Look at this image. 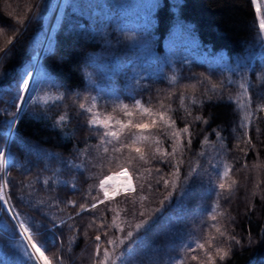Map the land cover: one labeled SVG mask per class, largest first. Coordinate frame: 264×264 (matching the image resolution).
Listing matches in <instances>:
<instances>
[{"label": "trees", "instance_id": "trees-1", "mask_svg": "<svg viewBox=\"0 0 264 264\" xmlns=\"http://www.w3.org/2000/svg\"><path fill=\"white\" fill-rule=\"evenodd\" d=\"M259 3L264 14L263 0ZM50 5L51 0H0V48H6V52L0 53V150L5 149L9 136L6 120L14 118L15 105L19 103L17 83L31 64ZM147 24H150V45L137 48L121 39ZM9 38H14L11 45L7 44ZM167 61L171 63L165 65ZM40 63L42 77L56 81L61 87L41 84L21 113L9 142L8 154L12 160L7 179L11 202L22 218L26 215L38 225L46 226L39 228L37 238L44 242L42 250L53 259V264L57 255L63 257L64 264H93L91 238L96 230L88 225L94 215L103 213L106 223L110 224L115 211H120L123 218L124 210L131 208L122 197L117 198L119 203L113 201L107 206L113 212H108L106 205H100L93 212L76 216L77 208L64 203L58 208L52 206L56 198L85 203L89 185L98 183V179L93 180L97 172L91 166L80 169L68 163H81L77 147L95 151L99 143V137L85 126L87 118L77 115L78 104L84 97L116 93L125 103H130L125 91L136 72L144 76V82L153 91L168 87L158 79L163 67L169 75L173 69L181 73L184 78L179 83L188 85L185 95L199 98L209 82L201 85L190 77L205 73L212 83L226 78L236 80L238 76L231 69L247 65L255 85L249 89L252 103H260L264 98V84L257 80V74L264 69V40L252 0H66L52 51ZM100 73L105 75L101 77ZM225 94L231 95L233 101L213 99L202 105L199 102L191 105L192 116L202 115L208 123H192L189 152V156L195 153L203 135L215 140L213 130H219L224 138L227 151L221 160L232 169L228 183H236L230 197L220 200L217 211L223 215L215 222L209 218L215 200L213 191L200 180H191L183 197L177 196L158 214L147 239L135 250L138 260L168 264L170 256L182 254L194 242L205 243L208 249L211 241L209 250L217 246L230 250L226 260H217L216 264H264V119L260 118L264 113L251 117L250 123L245 112L248 95L235 86L229 87ZM137 95L147 97L149 93ZM171 104L177 128L191 122L183 119L185 108L177 97H173ZM61 114L69 116V123L57 127L55 121ZM241 124L245 127L241 128ZM245 131L251 136V146L243 143L247 139ZM169 143L165 140L164 146ZM156 166L168 171L165 165ZM45 168L48 171H42ZM57 170L59 179L67 181L66 185L53 187L55 181H52L45 187L37 180V173L42 180ZM209 171L212 179L220 182L216 171L212 168ZM133 181L134 184L144 182L143 179L135 182L134 177ZM72 183L79 191H73ZM28 193H31L28 198L33 201L32 206L17 199ZM40 201L50 206L41 205ZM152 206H159L158 198ZM139 210L137 207L136 211ZM70 216L75 219H69ZM52 218L57 225L67 220L80 229L79 233L69 231L67 226L50 231ZM127 218L131 220L130 216ZM99 223L97 220L96 224ZM214 224L222 230L226 227L240 243L219 236ZM14 232V222L0 209V264H23L18 251L19 237H14ZM192 254L203 257L200 250ZM186 260L187 264H197L190 258Z\"/></svg>", "mask_w": 264, "mask_h": 264}, {"label": "snow or ice", "instance_id": "snow-or-ice-1", "mask_svg": "<svg viewBox=\"0 0 264 264\" xmlns=\"http://www.w3.org/2000/svg\"><path fill=\"white\" fill-rule=\"evenodd\" d=\"M252 3L256 5L259 30L264 32V14L261 13L259 0H252ZM149 29L150 24H147V26L129 35L122 36L121 39L128 42L129 46L137 48L143 47L145 44L150 45ZM13 39L9 38L7 44L11 45ZM4 52H6V48H0V53ZM170 63V61H167L165 65ZM231 71L238 76V79L226 78L225 81L212 83L211 77L206 76L205 73L190 77L201 85L205 81L209 82V86L203 88L202 95L199 98L195 95H185L188 85L179 83L184 78L181 73L173 69L171 75H169L161 67V75L158 79L163 80L168 85L167 88H156L153 91L152 86L144 82V76L136 72L125 91V97L130 103H125L120 95L113 93L111 95L84 97L83 102L78 104L80 111L77 115L87 118L85 126L99 137V143L96 145L95 151L91 148L81 149L77 147L78 159L82 158L81 163L75 164L69 161V165L80 169H87L89 166L96 169L98 166L101 173L110 165H118L125 172L131 166L133 173L127 176L126 181L120 187L109 184L108 177L97 173L93 180L98 179V183L89 185L87 194L84 197L85 203L77 204L74 200L61 201L56 198L52 205L58 208L61 203H64L66 206L77 208L76 216H79L82 212H93L100 205H106V210L113 212L114 210L107 206L113 201L119 203L120 201L117 198L120 197L123 198L124 203L131 205L130 209L124 210L125 216L123 218H121L120 211H115L110 224L106 223L103 213L94 215L92 223L88 225L89 228L95 227L96 230V234L91 238L94 242L93 264H130V262L132 264H156L155 261L138 260L135 250L138 245L147 239L149 230L165 205L170 204L177 196L182 198L193 179L200 180L202 184H206L213 191L215 200L209 218L215 222L218 216L223 215V213L217 211L220 200L221 198L227 199L230 197L236 182L228 183V177L232 169L227 163H223V171L221 172L218 170V165L214 164L213 161L220 160L222 155H226V144L220 131L213 130L212 135L219 139L220 143L217 145L216 140L210 139L209 135H203L201 143L210 146L215 155L201 151L192 153L189 156L193 137L192 123H208L202 115L192 116L191 105H196L198 102L202 105L205 101L212 102L213 99H227L232 102L233 97L225 93L229 87L235 86L242 91V94L248 95L249 104L245 106V112L250 123L251 117L260 116L264 113V98L261 99L260 103H252L249 89L254 88L255 85L250 78L248 66L239 65ZM104 75V73H100L101 77ZM84 79L87 80L88 77ZM257 80L264 84V69L257 74ZM41 84L54 88L61 87L51 79L39 77L38 74L33 76L31 71H25L20 76L17 83L16 99L22 103L15 105L14 118L6 120L9 135L12 134L13 126L19 119V113L27 106L35 90ZM177 87L180 88L179 92L176 91ZM138 92H147L149 95L138 97ZM173 97H177L185 108L183 119L191 121L186 122L183 128H177L176 120L173 119L172 114L175 111L171 104ZM153 99H155V106ZM101 100H106L107 103L101 105ZM185 100L188 101L187 105ZM109 108L111 109L110 112L108 111ZM249 108L251 109L250 112L248 111ZM101 109L104 110L103 114ZM114 113L121 114L123 118H117ZM137 115L141 116L139 121L134 120ZM260 118L264 119V116ZM69 119L67 114H61L55 123L57 127L66 126ZM240 127L244 128L245 126L241 124ZM256 130L259 131V129ZM244 135L247 139L243 143L251 146L252 140L249 132L245 131ZM157 137H163L164 139H158ZM165 140L170 141L167 147L164 146ZM136 145H143V147ZM237 147H239V144ZM101 148L103 149L102 152L100 151ZM240 150L244 151L243 148ZM200 158H204L203 164ZM11 160L12 157L6 151L0 150V181H2L0 182V209H4L14 222V237H19L18 251L23 257V264H39L40 260H43V264H53V259H50L45 254V250H42L45 249L44 242L37 238L39 228L46 226L38 225L33 218L26 215L22 218L21 213L16 210V206L11 202L12 197L7 179L10 176L7 166ZM156 165H165L168 171L164 172L161 167ZM209 168H212L213 171H216L217 176L221 177L220 182L216 183L212 179ZM42 171H48V169L45 168ZM133 176L136 177L137 181L143 179L144 182L133 184ZM37 180L45 187H48L52 181H55L53 187L67 184V181L59 179V170L54 172L52 176L42 180L40 173H37ZM21 186H23V183ZM71 187L74 192L79 191L75 183H72ZM225 193L228 195L226 196ZM29 196H31V193L18 196L17 199L32 206L33 201L28 198ZM157 198L159 206L153 207L152 205L157 203ZM39 204L46 207L50 206L45 205L43 201H40ZM137 207L140 208L139 211H136ZM129 216L131 220L127 218ZM69 219L74 220L75 217L70 216ZM97 220H100L98 225L96 224ZM50 222L52 224L50 231L63 226H67L69 231L77 233L80 231L74 224H69L67 220H62L60 225L55 223L54 218ZM213 227H215V231L219 236L234 243H240L235 235L227 231L226 227L223 230L216 224ZM109 230L112 231L111 235ZM209 249H212L211 241H208V249H206L205 243L194 242V245L186 247L182 254L178 252L177 255L170 256L168 264H187L186 257L196 261L197 264H216L217 260L224 261L230 254V250L221 246L215 247L214 250ZM197 250L203 252V257L192 254ZM141 258H143V254H141ZM54 260L56 264H64L62 256L57 255Z\"/></svg>", "mask_w": 264, "mask_h": 264}, {"label": "bare ground", "instance_id": "bare-ground-1", "mask_svg": "<svg viewBox=\"0 0 264 264\" xmlns=\"http://www.w3.org/2000/svg\"><path fill=\"white\" fill-rule=\"evenodd\" d=\"M65 2H66V0H53L52 1V6L48 12L46 23L44 25V32H43L42 36L40 37V39L38 40L35 53L32 57L31 64L28 68V71H31L33 76H37V74H38L39 77H41V70H40V64L41 63L40 62H41L42 58L46 54L49 53L51 48H53L52 46H53V40H54L53 39L54 38V32H55V30L59 24ZM41 67H42V64H41ZM21 103L22 102L19 101L18 105ZM25 108H26V106L23 108V112H24ZM13 128H14V126H13ZM10 169H11V167H10ZM127 176H128V174L125 171H123L119 174H116V175L113 174V175H110L108 177V182H109V184L113 185L114 187H120L126 181ZM39 264H43V260H40Z\"/></svg>", "mask_w": 264, "mask_h": 264}, {"label": "rangeland", "instance_id": "rangeland-1", "mask_svg": "<svg viewBox=\"0 0 264 264\" xmlns=\"http://www.w3.org/2000/svg\"><path fill=\"white\" fill-rule=\"evenodd\" d=\"M52 1H53V0H51V5H50L49 10L51 9ZM263 4H264V0H263ZM255 8H256V7H255ZM49 10H48V12H49ZM47 15H48V13H47ZM47 15H46V17H45L44 25H45V23H46ZM258 21H259V18H258ZM261 33H262V35H263V39H264V32H261ZM54 34H55V32H54ZM53 39H54V38H53ZM53 43H54V40H53ZM52 47H53V46H52ZM51 51H52V48H51V50L49 51V53H50ZM49 53H48V54H49ZM48 54H46V55H48ZM46 55H45V56H46ZM27 71H28V70H27ZM36 91H37V90H36ZM36 91H35V92H36ZM34 94H35V93H34ZM33 97H34V95H33ZM33 97H32V98H33ZM30 101H31V100H30ZM100 102H101L103 105L107 103L106 100H102V101H100ZM94 111H95V109H94ZM108 111L110 112L111 109L109 108ZM101 112H102V114H103L104 110L101 109ZM114 115H116L117 118H123L122 115L119 114V113H114ZM140 119H141V116H139V115H137V116L134 117V120H136V121H139ZM215 140H216V143H217V145H218V144L220 143L219 139L215 138ZM136 146L143 147V145H136ZM198 147H199V148L195 150V153H198V152H201V151H206V152H210V153H212V155H215V153L213 152V150H212V148H211L210 146H206V145H203V144L201 143L200 146H198ZM200 159H201V163L203 164V163H204V158H200ZM121 163H122V161H121ZM214 163L218 165V170L222 172V171H223V162H222V160H221V157H220V160H214ZM120 168H121V167L118 166V165H110V166H108L107 168H105V169L103 170V172L101 173L99 167L97 166V168H96L95 170H96L97 173H100L101 176H105L106 174L110 173V174H108V175L106 176V177H109L110 175H113V174L116 175V174H119V173L123 172V170L120 169ZM119 169H120V170H119ZM126 172H127L128 176L133 174V173H132V168H131V166H129V167L127 168V171H126ZM137 175H138V174H137ZM133 177H134V180H135V182H136V181H137L136 177H135V176H133ZM132 183L134 184V181H133V180H132Z\"/></svg>", "mask_w": 264, "mask_h": 264}, {"label": "water", "instance_id": "water-1", "mask_svg": "<svg viewBox=\"0 0 264 264\" xmlns=\"http://www.w3.org/2000/svg\"><path fill=\"white\" fill-rule=\"evenodd\" d=\"M22 112H23V111H22ZM22 112L19 113V117H20V115H21ZM17 122H18V120H17ZM16 125H17V123L14 125V128H13V130H12V134L9 135V137H8V140H7V143H6V146H5V150H4V151H6V153H8L9 142H10V140H11V138H12V135H13V133H14V130H15ZM7 170H8V166H7ZM6 213H7V212H6ZM8 216H9V215H8Z\"/></svg>", "mask_w": 264, "mask_h": 264}]
</instances>
